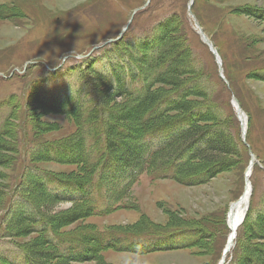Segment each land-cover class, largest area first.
<instances>
[{"label":"rangeland","instance_id":"1","mask_svg":"<svg viewBox=\"0 0 264 264\" xmlns=\"http://www.w3.org/2000/svg\"><path fill=\"white\" fill-rule=\"evenodd\" d=\"M148 1L0 0V137L7 135L0 142V212L5 203L14 202L9 219L0 223V258L25 264L14 246L39 249L41 239L28 234L23 217L18 219L31 201L54 224L58 235L90 238L87 246L73 242L64 249L73 260L64 264H219L227 234L221 221L226 222L230 206L243 194L244 171L252 152L263 165L253 169L252 214L239 235L233 264H264L260 251V247L264 250V0H194L191 12L216 46L226 81L220 79L215 58L189 23L191 0H150L132 18ZM120 38L96 56L105 58V64L89 65V74L81 72L85 59H60L71 58L74 51V56H85L93 47ZM35 62L37 66L32 65ZM59 70L63 77L54 76ZM110 71L112 76L106 77ZM120 83L129 93L112 88ZM145 86L156 94L157 102L174 96L192 109L188 118L193 130L202 131L194 138L200 146L209 139L201 137L206 134L225 147V151L217 150L216 143V148L196 161L198 167L204 172L218 164L222 168L227 163L226 167L194 186H184L169 176L154 181L144 172L130 194L115 203L117 209L107 213L106 208L97 209L94 217L76 218L75 211L82 215L88 209L91 196L85 186L89 181L77 166L81 160L76 151L78 135L85 131L82 125H89L92 139L98 133L102 142L107 140L101 123L81 125L80 121L95 101L103 125H108V117L110 123L136 121L129 108L138 100L146 101L141 93ZM70 93H75L74 104L80 108L75 117L53 105ZM233 99L248 119L246 145ZM125 111L128 114L122 115ZM182 114L178 112V118L188 115ZM121 134L116 130L117 136ZM112 139L121 142L116 136ZM133 141L124 137L121 143ZM124 153L137 162L130 151ZM212 154V159H205ZM49 156L56 157V162ZM23 167L30 177L21 193L14 194L11 189L23 184ZM36 174L56 176L42 180L53 197L82 184L74 196L67 195L74 204L49 200L40 184H34L40 181ZM196 225L207 232L201 240L186 228ZM113 231H128L137 238L178 232L186 234L188 245L172 244V249L145 254L114 251L104 244L105 249L97 236L107 232L110 236Z\"/></svg>","mask_w":264,"mask_h":264},{"label":"trees","instance_id":"2","mask_svg":"<svg viewBox=\"0 0 264 264\" xmlns=\"http://www.w3.org/2000/svg\"><path fill=\"white\" fill-rule=\"evenodd\" d=\"M104 50H106V47L101 49L97 53V55L100 52H103ZM97 55H95L93 58H90L93 60L90 61V59H87L84 62V64L80 65L82 75L83 73L85 74L88 73L89 65H91L92 67H98L105 64L106 61L105 58L98 59L96 58ZM159 67H160V63H158L156 68ZM167 67L168 66L165 65L163 68L165 74L168 72ZM171 69L172 68H170V70ZM175 70L172 69L173 72ZM163 74L158 77L161 78L160 81H163L164 79ZM109 76L110 77L112 76V71H110L109 75L106 74V77ZM112 88L114 90L124 89L123 90L124 93L126 94L129 93L123 83H120V86L114 85L112 86ZM129 89L132 90L130 87ZM151 92L147 91V87L145 86L141 93L142 95H144V98H147L146 101L138 100L136 104H134L132 107L129 108L130 111L133 110V113L132 112L131 113L133 114L134 120L136 121H129L128 123L130 124L128 125L120 124L116 122L110 123L109 117H108V125H103V121L99 119V115L95 110V108L99 106V103L97 101H95L96 104L93 107H91L86 111L87 112L85 114L86 117L83 118L82 121H80L81 125L85 121H87L88 124L99 122L102 124V130L104 134H106L107 140L105 142H102V139L99 138L98 133H96L94 135V138L92 139V137L89 135V132L91 130L89 125L87 124L82 125V129H84L85 131L80 132V134L78 135V141H77L78 145L76 144L78 148L76 151L79 152L78 155L81 159L80 165L77 166H79L82 169L86 181L87 182L89 181V184L85 186L87 187L91 185L93 187V185L96 183L97 188L103 191L101 188V186L103 185V188L105 189L106 192H108V190L111 191L110 201H117L124 192L126 191L128 192L130 190V186L134 182L133 179L131 180L133 173L141 174L144 171H147L152 177L172 175V177L176 181L182 183L184 186H194L197 184H202L205 181L203 179L212 178L215 173L223 171V169L227 165V163L222 164L223 167L221 168V164H218L215 167H212L211 169L207 170L206 172H204L202 168H199L198 167L199 164L196 161L200 157H202V154L204 153L206 154L210 149L211 150L214 149L217 141L215 142V140H212L210 136L203 134L201 137H209V139L205 140L204 146H200V142L194 140V138H196L202 131L201 129H197V128L193 130L194 126L190 123L188 118V116L190 115L188 113L192 109H190L186 104L181 103L177 98H174V96H168L162 101L157 102L159 99L156 100L157 98L155 97L156 94ZM128 96H132V95H128ZM53 105H55V107L65 109L66 110L64 113L65 115H70L74 117L76 115L75 112L80 111V108L76 109L77 103L74 104L73 95H66L64 96L63 99L60 100L59 104H53ZM155 106L156 108L159 109V111L154 109ZM108 111L111 112L110 109H108ZM178 112H182L183 113L182 115H186V114L188 115L185 116L184 118H178L181 116V115L180 116L177 115ZM174 113L175 115H173ZM124 114H128V113L125 111L124 113H122V115ZM192 117H195L194 114L192 115ZM122 126L124 128H127L128 130L121 128ZM133 127L135 128V131L133 130ZM116 130H119L122 133L121 136L116 135ZM6 136L7 135L4 133L3 137H0V142ZM113 136L114 137L116 136V138L120 139L121 142H124V137L134 138V141L130 143H126L127 145H123L124 143H121L118 140H113L112 139ZM116 145L118 148H120V150L116 148ZM216 149L217 150L220 149L224 151L226 150L222 143L221 144L217 143ZM175 150L176 152L172 153V151ZM126 151L131 152L132 158L135 161H137L136 163H133L131 162V160L127 159L124 153ZM86 155L87 158H85ZM212 156L213 154L210 155L208 158L206 156L205 159L209 161L210 159H212ZM49 158L50 160L55 162L57 160L56 157L53 156H49ZM36 176L39 177L41 182L40 181H33V182L35 185L40 184V186L42 187L40 191H42L49 200L60 203V199L58 197H53L52 194H50L45 189V187L42 186V180L53 179L56 178V176L52 174H42V175L36 174ZM22 177H23V184L21 188L17 190L11 189L12 193L20 194L23 185L25 184L26 180L30 177L26 173L24 167L22 169ZM97 178H102V181L98 180ZM117 181L120 184L122 183L125 189L120 190V186L116 187ZM74 187L81 188L82 184L79 183L75 184ZM13 204H14L13 200L11 201L10 204L8 203L4 204V206L1 209L0 215L5 210H6V214L4 215V219L1 220L0 223L6 222L9 219L10 217L9 214ZM107 212L108 209L104 211V213ZM81 213L82 215H79L75 211L74 216L76 218H81V217L83 218V217H90L91 215L94 214V212H92L91 214V212L88 209L86 211L82 210ZM251 214L252 213L249 214V217L247 218L246 222L240 229L239 235L242 232V229L246 225ZM74 216H72V220L73 218H75ZM21 217H23L24 220H26L28 223L26 227L28 228L27 229L28 234L29 233L35 234L41 239V245L39 249L31 248L29 246H24L20 244H18L19 247L16 246L23 254V259L26 264H51L50 262H60L59 264H64V262L62 261L72 263L73 260L65 254L64 251L65 246L72 247L73 242L83 246H87V243L90 240L88 236H83V237L76 236V238H74L69 236L58 235V232L56 231L54 224L46 217H44L41 214L38 207L31 201L30 204L23 211V214L20 215V217H18V219ZM221 223L227 233L228 230H227L226 222L222 220ZM19 224L22 223L19 222L18 225ZM39 224H41V226H38ZM186 228L192 229V231L190 232L193 235L195 234L196 237H198L197 240H201L202 234L207 233L204 229L198 227L197 225ZM4 233L6 234L7 237L10 238L8 233L6 232ZM177 233L178 232H174L169 235L156 236L150 238H137L128 231H124L123 233L113 231V233H111L110 236L108 235V232L103 234H98L97 240L103 245V247L105 244V247L109 246V248L113 249L114 251L124 250L122 246L127 247L128 243L139 244L143 248L142 253H148L150 252V248H151V246H149L150 244L134 243V242L151 240V239H160V238L169 239L172 238ZM226 235H225V241H226ZM239 235H238V239H239ZM163 241H168V240H163ZM163 241H157L158 243L161 244L153 247L160 250L159 248H161ZM193 243H192L193 245H196L194 241ZM238 246L239 245L237 241V245L234 250V259H235V252L238 251L239 249ZM260 251L263 252L264 254L263 247H260ZM7 264H15V263L7 262ZM254 264H259V263L254 262Z\"/></svg>","mask_w":264,"mask_h":264},{"label":"water","instance_id":"3","mask_svg":"<svg viewBox=\"0 0 264 264\" xmlns=\"http://www.w3.org/2000/svg\"><path fill=\"white\" fill-rule=\"evenodd\" d=\"M149 3H150V0L147 2V4H146L144 7H142V8H140V9H137L136 11H134V12H133V15H132V18H134V16H135L139 11L143 10V9H144ZM130 22H131V21H130ZM125 32H126V30H124V33H125ZM202 38H203V41H205V42L211 47V49L213 50L214 54L216 55V58H217V61H218V65H219V71H220V73H222V72H223L222 62H221L219 56H217L216 49L213 48L211 42L208 40V38H207L206 36H204V34L202 35ZM239 113H240V110H239ZM236 223H239V222L237 221ZM236 226H237V225H236ZM228 248H229V249H228ZM231 248H233V247L231 246V244H229L228 247H227L228 251H229Z\"/></svg>","mask_w":264,"mask_h":264},{"label":"bare ground","instance_id":"4","mask_svg":"<svg viewBox=\"0 0 264 264\" xmlns=\"http://www.w3.org/2000/svg\"><path fill=\"white\" fill-rule=\"evenodd\" d=\"M244 119V118H243ZM248 197H249V193H248V188L246 190V195H245V198H244V201H243V204L241 205L240 208L238 207H234L232 209V214L233 216L237 215V216H242V214L245 212V208H246V205H247V200H248ZM236 231H231V234L235 233Z\"/></svg>","mask_w":264,"mask_h":264},{"label":"clouds","instance_id":"5","mask_svg":"<svg viewBox=\"0 0 264 264\" xmlns=\"http://www.w3.org/2000/svg\"><path fill=\"white\" fill-rule=\"evenodd\" d=\"M74 53H75V51L73 52V53H71V58H69L68 56H64L63 58H60L61 60H65V61H70V60H73V59H77V60H82V59H84V57H82V56H74Z\"/></svg>","mask_w":264,"mask_h":264}]
</instances>
